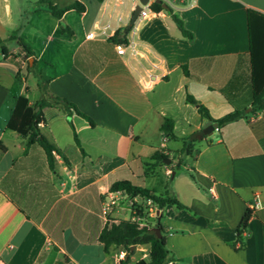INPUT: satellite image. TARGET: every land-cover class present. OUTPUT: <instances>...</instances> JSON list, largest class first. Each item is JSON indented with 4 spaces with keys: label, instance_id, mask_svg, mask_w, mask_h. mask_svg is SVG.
<instances>
[{
    "label": "crops",
    "instance_id": "crops-1",
    "mask_svg": "<svg viewBox=\"0 0 264 264\" xmlns=\"http://www.w3.org/2000/svg\"><path fill=\"white\" fill-rule=\"evenodd\" d=\"M49 1L57 7L77 1L83 9L70 8L55 17L39 4L32 13L52 18L47 34L39 18L37 28L22 36L32 54L19 44L10 50L1 45L0 264H119L118 249L105 251L98 236L107 220L101 197L120 180L156 194L167 192L182 205L167 204L148 220L154 228L162 214L161 234L173 256L166 264H264V115L249 114L247 25L249 9L264 14V0H160L183 21L192 39L180 35L161 3L162 9L131 32L126 29L128 1L123 7H105L96 0ZM72 12L78 22L66 21ZM119 12L122 22L117 25ZM6 23L0 21V44L13 34L11 14ZM106 23L113 30L108 37L98 34V26ZM120 26L140 54L116 52L109 37ZM90 31L97 35L87 38ZM57 33L42 66L44 47L36 55L27 38L34 42L45 34L47 43ZM157 60L160 69H152ZM150 69L165 76L147 86ZM40 80H48L51 93L75 103L93 122L43 109L39 130L63 154L52 151V167L38 143L27 146L24 137L7 128L19 95L25 92L31 104L38 99ZM188 94L207 108L212 120L232 111L245 115L190 139L207 120L187 102ZM164 118L173 121L177 138L160 130ZM156 151L168 158L153 159ZM256 192L262 205L248 220L244 247H239L235 229ZM129 213L123 204L110 216L126 218ZM148 250V244L137 245L129 263L147 259Z\"/></svg>",
    "mask_w": 264,
    "mask_h": 264
},
{
    "label": "trees",
    "instance_id": "trees-1",
    "mask_svg": "<svg viewBox=\"0 0 264 264\" xmlns=\"http://www.w3.org/2000/svg\"><path fill=\"white\" fill-rule=\"evenodd\" d=\"M96 1L101 2L102 0ZM39 2L40 9H45L55 17H60L70 8H74L77 11H82L83 9V5L77 1H74L70 5L64 7H57L49 0H40ZM151 9L153 11H159L162 9V6L160 3L152 2ZM165 10L175 23L180 35L187 39H192L191 32L184 27L183 21L173 12L171 7L167 5L165 6ZM247 25L250 43L252 113L260 110L264 106V32L258 30V27L264 28V14H260L255 10L249 9L247 12ZM10 38L17 39L18 44L26 54H32L30 48L26 45L22 38L16 37L14 34H12ZM109 40L124 42V33L122 31H116L113 36L109 37ZM2 51L6 54L3 47ZM182 68L185 74H188L186 67L182 66ZM38 87L40 90V96L33 104L29 103L28 96L25 92L19 95L12 115L7 123V128L24 137L26 139L27 146L34 142L38 143L45 151L48 165L52 167V151H56L62 156L63 154L39 130L38 124L43 119V109L55 108L67 114L68 118H70L72 114H76L87 120L91 125L93 122L88 115L78 109L75 103L64 97L51 93L48 87V80H40L38 82ZM186 100L187 102L197 106L198 112L203 119L212 120L207 108L192 95L188 94L186 96ZM244 115L245 114L243 112L232 111L214 119L213 121L217 122V130H219L225 124ZM70 125L73 128L71 122ZM160 130L164 135L169 136L170 138H177L173 133V121L170 118L163 119L160 124ZM73 136L76 144L80 146L75 132H73ZM152 158L160 161L162 159H167L168 157L163 155L162 152L156 151L152 154ZM117 189L125 190L130 196L140 195L151 197L159 210H162L167 204L182 207L178 200L174 196L168 195L167 192L163 194H156L146 188L136 186L128 180L114 182L109 187L110 191ZM251 216V211L247 209L235 229V243H239V247H244L242 232L247 227L248 220ZM106 218V223L99 233L98 242L102 245L105 251L111 247L126 249V256L119 264H130V255L133 253L135 247L140 244H148L149 250L147 259H140L136 264H166L168 261L173 259V256L166 247L165 237L161 234L160 219L162 218V214L159 215V220L155 224V227H157L160 231L158 234H156L153 227L139 226L136 222H133L128 218L113 219L110 215H107Z\"/></svg>",
    "mask_w": 264,
    "mask_h": 264
},
{
    "label": "built area",
    "instance_id": "built-area-1",
    "mask_svg": "<svg viewBox=\"0 0 264 264\" xmlns=\"http://www.w3.org/2000/svg\"><path fill=\"white\" fill-rule=\"evenodd\" d=\"M102 1L105 4V7L109 4L112 5L113 7H118V6L123 7L125 2L128 1L130 5L129 18L132 16V13L136 5L139 4L141 6L140 11L138 12L136 18L134 19L133 23L128 29L131 32H134L136 30V27L139 24V22H141L144 19H147L149 16L155 15L156 13V11H153L151 9V3L153 2L152 0H148L145 4H141L139 0H102ZM116 21H117L116 23L117 25L118 23L122 22L121 12H119ZM121 28L122 27L120 26V28L116 31H122ZM98 30H99L98 34L103 35L105 37H108L110 33L113 31L109 23L99 25ZM96 35L97 33L95 31H90L87 33L86 37L93 38ZM124 38H125V33H124ZM115 48L118 54H124L126 52H128V54L131 56L140 54V52L136 48V43L132 39L129 41H126L125 39L124 42H116ZM151 68L160 69V61L157 60L152 62ZM164 76L165 73L161 72L159 75H157L152 73L150 69V71H147L146 73L145 83L147 86H149L152 83H154L157 79H160ZM258 113L264 115V106L260 110H258ZM215 129L217 130L218 128L216 127ZM123 204H125L130 211L129 215L126 218H128L133 222H136L139 226L150 227L148 220L150 218H156L159 213V209L157 208L156 204L154 203L151 197L140 196V195L130 196L123 189H117V190L105 192L101 197V208L106 216L110 215L116 208L122 206ZM261 205H262V200L260 197V193L256 192L253 195L252 199L248 202L247 209L251 211V214H254V212L258 208H260ZM126 253H127L126 249L124 248L118 249L115 254L116 260L120 263V261L123 260L124 257L126 256Z\"/></svg>",
    "mask_w": 264,
    "mask_h": 264
},
{
    "label": "rangeland",
    "instance_id": "rangeland-1",
    "mask_svg": "<svg viewBox=\"0 0 264 264\" xmlns=\"http://www.w3.org/2000/svg\"><path fill=\"white\" fill-rule=\"evenodd\" d=\"M40 0H0V20L1 24L5 25L7 24V19L10 16V14L12 15V18L14 20L15 26L13 28V34L16 37H20L22 38L23 35H26V33H30L32 32L35 28H37V20L40 18L41 20H43V24H45L44 26H42V29L45 30V34L48 33V26H49V21L52 17H50V15H46L48 19H45L43 17V13H32V10L36 7L39 6ZM70 0H60V4L62 3H66ZM66 21L70 22H78V14L75 12L69 13L67 15ZM88 19H86L85 21V25H88ZM64 24V23H62ZM63 26V25H62ZM43 35L41 37V39L39 37H36V39L34 40V42H31V40L28 39L31 47H33V49H35V54L38 55V53L40 52L41 49H43L44 47V56L42 58V60L39 61V64L42 65L43 61L47 58H49V53L51 52L55 40L57 39L58 33L54 36H52V39L50 38L47 43H46V35ZM23 39V38H22ZM32 43V44H31ZM1 45H5L8 50L11 49V47L13 45H18V42L16 39H6L3 40L0 44V60L2 59V53H1ZM10 62L14 65L19 67V64L16 63L14 61V59H10ZM43 66V65H42ZM33 76L30 72L29 74V80H32ZM249 114H251V112H249ZM190 157L187 155H184L183 157V161L187 164H190ZM180 167H176L174 166L173 170H182Z\"/></svg>",
    "mask_w": 264,
    "mask_h": 264
},
{
    "label": "water",
    "instance_id": "water-1",
    "mask_svg": "<svg viewBox=\"0 0 264 264\" xmlns=\"http://www.w3.org/2000/svg\"><path fill=\"white\" fill-rule=\"evenodd\" d=\"M139 1H140L141 4H145L148 0H139ZM153 1L157 2V3H161L160 0H153ZM161 4H162L163 7L166 6L164 3H161ZM140 9H141V6L139 4L136 5L126 29H128L131 26V24L133 23L134 19L137 16L138 12L140 11ZM216 127H217V122L216 121L207 120L203 124L202 128L199 131H196L192 135H190V139H197V138H201L204 135H209V134H211V132ZM154 230H155L156 234H158L160 232L157 227H154Z\"/></svg>",
    "mask_w": 264,
    "mask_h": 264
}]
</instances>
